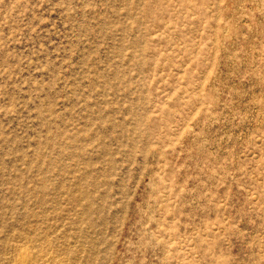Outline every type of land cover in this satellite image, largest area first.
I'll use <instances>...</instances> for the list:
<instances>
[{
  "label": "rangeland",
  "instance_id": "rangeland-1",
  "mask_svg": "<svg viewBox=\"0 0 264 264\" xmlns=\"http://www.w3.org/2000/svg\"><path fill=\"white\" fill-rule=\"evenodd\" d=\"M22 263L264 264V0H0Z\"/></svg>",
  "mask_w": 264,
  "mask_h": 264
},
{
  "label": "bare ground",
  "instance_id": "bare-ground-1",
  "mask_svg": "<svg viewBox=\"0 0 264 264\" xmlns=\"http://www.w3.org/2000/svg\"><path fill=\"white\" fill-rule=\"evenodd\" d=\"M26 263V262H25ZM23 264V263H22Z\"/></svg>",
  "mask_w": 264,
  "mask_h": 264
}]
</instances>
